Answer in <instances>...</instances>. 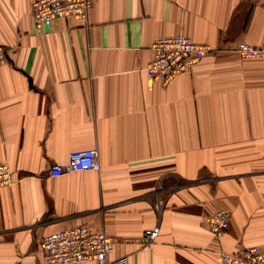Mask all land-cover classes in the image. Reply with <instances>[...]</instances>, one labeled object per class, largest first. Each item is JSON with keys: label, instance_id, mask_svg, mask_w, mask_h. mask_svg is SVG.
<instances>
[{"label": "crops", "instance_id": "0c3cea01", "mask_svg": "<svg viewBox=\"0 0 264 264\" xmlns=\"http://www.w3.org/2000/svg\"><path fill=\"white\" fill-rule=\"evenodd\" d=\"M36 0H0V264H50L39 249L77 226L113 240L129 264H222L264 248V0H93L86 22L42 31ZM209 46L171 84L148 79L153 43ZM96 148L98 171L49 177ZM228 213L218 238L202 227ZM158 229L154 242L144 232Z\"/></svg>", "mask_w": 264, "mask_h": 264}, {"label": "built area", "instance_id": "2783aa9c", "mask_svg": "<svg viewBox=\"0 0 264 264\" xmlns=\"http://www.w3.org/2000/svg\"><path fill=\"white\" fill-rule=\"evenodd\" d=\"M93 0H36L32 5L31 21L37 31L51 27L55 21L74 17L86 22ZM153 59L147 65L149 80L161 85L171 84L179 75L190 72L201 58L211 52L209 46L192 42L183 35L157 39L152 45ZM0 48V64L4 59ZM236 53L242 59H264V43L257 46L239 44ZM99 153L96 148L73 151L65 165L52 166L49 177L66 173L98 171ZM14 185L6 163L0 164V191ZM202 227L213 236H221L228 228V213L220 210L202 221ZM158 229L144 232L147 244L154 242ZM113 240L104 231L94 232L77 226L50 234L42 239L39 249L50 264H129L126 257L110 260ZM222 264H264V248L253 246L230 254L223 253Z\"/></svg>", "mask_w": 264, "mask_h": 264}]
</instances>
